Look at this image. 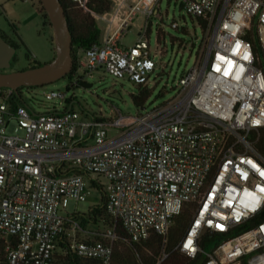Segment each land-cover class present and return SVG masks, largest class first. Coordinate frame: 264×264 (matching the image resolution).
<instances>
[{"label": "built area", "instance_id": "1", "mask_svg": "<svg viewBox=\"0 0 264 264\" xmlns=\"http://www.w3.org/2000/svg\"><path fill=\"white\" fill-rule=\"evenodd\" d=\"M74 1L86 7L87 0ZM128 1L93 12L118 27L83 51L74 83L84 80L79 69L93 75L103 68L148 88L165 67L155 58L165 48L158 41L153 56L147 31L131 47L121 42L139 7L146 3L149 20L162 0ZM185 7L207 26L197 62L171 99L145 113H81L55 90L47 99L66 106L38 113L19 92L0 87V264H64L67 253L114 264L119 222L131 242L160 235L156 264H163L171 229L186 211L175 249L201 257L199 264H264V0H187ZM254 29L259 52L247 38ZM112 128L120 132L109 136ZM94 191L106 196L113 221L103 231L83 228L79 213L67 211L70 200Z\"/></svg>", "mask_w": 264, "mask_h": 264}, {"label": "rangeland", "instance_id": "2", "mask_svg": "<svg viewBox=\"0 0 264 264\" xmlns=\"http://www.w3.org/2000/svg\"><path fill=\"white\" fill-rule=\"evenodd\" d=\"M31 1H37L38 3V0ZM186 1L162 0L159 11L149 20L141 12L145 8L146 3L142 4L139 7L138 16L129 25L127 35L121 40L124 46L131 47L147 31L146 36L150 40L153 56L157 52L159 38L162 47L165 48L163 55L159 54L155 57L156 61L162 63L165 67L159 66L151 74L148 86L149 97L143 106L146 109L137 106L133 100L134 95H139L144 89L143 87L136 85L129 78H116L103 68L95 71L93 75H86L84 68L79 69V74L84 77V80L92 83L91 87L80 86L74 83V79L72 80L71 77L66 76L49 85L24 88L21 93L22 100L20 99V101L30 110L32 109L38 113L45 112L48 108L54 109L55 107L62 111L66 105L60 99L48 100L46 97L47 92L55 90L65 92L69 98H73L75 110L87 114H103L107 117L116 116L118 110L125 116H136L139 113H145L154 107L164 104L176 94L180 78L197 62L205 37V31L199 22V18L193 17L188 13L185 7ZM132 2L133 0L128 1V3ZM153 2L154 0H148L150 4H153ZM114 4L115 0H113V6ZM79 8L85 12L88 11L82 5ZM95 19L103 35L108 31V28L114 31L118 27L117 21L111 23L107 20H99L96 17ZM174 21L180 24L179 29L173 28L172 23ZM44 25L46 27L41 25L39 29H33L29 33L23 34L24 32L21 31L16 33L15 26L8 21L6 28L9 29L8 34L13 43L17 45V51L11 66L5 71L24 70L38 66V64H45L55 58L56 44L53 26L48 22ZM1 34L3 33L1 32ZM77 55L79 62L82 61L83 52H77ZM15 127L16 123L12 122L9 132H16ZM119 130V128H112L109 131V136L117 135L120 132ZM102 180L105 181L103 177ZM101 203V193L94 191L86 200L79 202L70 200L67 211L70 214H87L92 207ZM107 227L104 223L100 225L92 224L87 226V230L100 229L103 231ZM83 237V235H79L80 239ZM215 244L216 242L213 241L207 244L205 249L212 251Z\"/></svg>", "mask_w": 264, "mask_h": 264}, {"label": "trees", "instance_id": "3", "mask_svg": "<svg viewBox=\"0 0 264 264\" xmlns=\"http://www.w3.org/2000/svg\"><path fill=\"white\" fill-rule=\"evenodd\" d=\"M66 16L69 22V27L73 35V50L72 55L74 58V67L72 72L67 75L73 80L78 68L80 67L79 58L77 52L84 51L90 47L93 43L100 41L103 38L101 28L97 25L94 13L104 14L110 12L113 8V0H87L86 8L88 11H84L79 8L81 4L74 0H61ZM39 12L42 15L44 24L48 22L50 25L51 20L41 0H38ZM204 31L206 29V23L199 19ZM2 31L0 30V33ZM247 38L250 39L256 50H260V40L256 29L250 31L247 34ZM160 41V38L158 39ZM16 45V44H15ZM17 46V45H16ZM42 65V64H38ZM26 87L19 88V95ZM149 97L148 88H144L139 95H134L133 100L137 106L143 107ZM19 99V97H17ZM260 151L264 155V138L260 143ZM102 203L95 207H92L87 214H76L81 226L87 228L89 225H100L102 223L105 226L112 224V219L106 209V196L102 192ZM264 216V214H263ZM188 219V211L181 214L176 219V224L172 227L170 233V239L166 247L169 253L168 257L164 260L163 264H199L201 257L191 258L179 250L175 249L179 239L183 236L186 230ZM118 233L120 236L119 241L116 243L114 264H156L163 250V240L158 234H153L150 239L145 242L137 243L128 240V235L121 224L118 223ZM60 262L64 264H92V261L83 259L75 254L67 253L60 256Z\"/></svg>", "mask_w": 264, "mask_h": 264}, {"label": "water", "instance_id": "4", "mask_svg": "<svg viewBox=\"0 0 264 264\" xmlns=\"http://www.w3.org/2000/svg\"><path fill=\"white\" fill-rule=\"evenodd\" d=\"M41 1L54 29L56 56L52 61L42 65L7 72L5 69L11 66L17 47L0 33V87L12 88L18 93L21 87L52 84L66 77L73 70V35L69 27L65 8L61 0ZM78 84L83 87L92 86V83H88L85 80H81Z\"/></svg>", "mask_w": 264, "mask_h": 264}, {"label": "crops", "instance_id": "5", "mask_svg": "<svg viewBox=\"0 0 264 264\" xmlns=\"http://www.w3.org/2000/svg\"><path fill=\"white\" fill-rule=\"evenodd\" d=\"M8 21L15 26L16 33L21 31L27 34L33 29H39L41 25L46 27L39 12V4L31 0H0V30L2 35L12 41L9 29L6 28Z\"/></svg>", "mask_w": 264, "mask_h": 264}, {"label": "flooded vegetation", "instance_id": "6", "mask_svg": "<svg viewBox=\"0 0 264 264\" xmlns=\"http://www.w3.org/2000/svg\"><path fill=\"white\" fill-rule=\"evenodd\" d=\"M10 43H12L13 45H15V43H13V41H10V40H8ZM16 46V45H15ZM17 47V46H16Z\"/></svg>", "mask_w": 264, "mask_h": 264}]
</instances>
